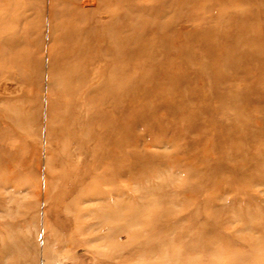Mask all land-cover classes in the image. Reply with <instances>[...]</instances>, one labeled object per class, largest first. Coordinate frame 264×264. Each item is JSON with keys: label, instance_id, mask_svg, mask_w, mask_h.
<instances>
[{"label": "rangeland", "instance_id": "obj_1", "mask_svg": "<svg viewBox=\"0 0 264 264\" xmlns=\"http://www.w3.org/2000/svg\"><path fill=\"white\" fill-rule=\"evenodd\" d=\"M0 264H264V0H0Z\"/></svg>", "mask_w": 264, "mask_h": 264}, {"label": "bare ground", "instance_id": "obj_2", "mask_svg": "<svg viewBox=\"0 0 264 264\" xmlns=\"http://www.w3.org/2000/svg\"><path fill=\"white\" fill-rule=\"evenodd\" d=\"M78 28H80V27L78 26ZM158 28H159V27H158ZM79 30H80V29H79ZM115 48H116V47H115ZM115 48H113V49H115ZM114 51H115V50H114ZM114 51H113V52H114ZM114 54H115V52H114ZM114 54H113V55H114Z\"/></svg>", "mask_w": 264, "mask_h": 264}]
</instances>
